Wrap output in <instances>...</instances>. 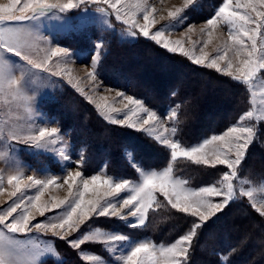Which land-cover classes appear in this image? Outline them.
I'll return each instance as SVG.
<instances>
[{"label": "snow or ice", "instance_id": "6c2138e0", "mask_svg": "<svg viewBox=\"0 0 264 264\" xmlns=\"http://www.w3.org/2000/svg\"><path fill=\"white\" fill-rule=\"evenodd\" d=\"M198 2L184 0L183 7L168 12L171 22L155 32L152 29L157 23L154 15L157 9L149 4V0H8L7 4L0 5V97L9 106L14 104L26 113L31 112L33 100V96L29 95V91H34L29 87L33 70L51 76L65 75L68 82L82 94L84 89L80 79L74 77L70 69L61 67L66 63L64 58L69 56L67 49L48 46L51 41L40 33L38 26L33 24L29 28L22 22H34L41 17L64 20L57 13L62 14L87 4L96 5L102 16L114 15L117 21L126 26L129 37L135 39L143 36L171 53L186 56L196 65L214 69L237 81L245 86L252 105L251 110L244 112L222 134H213L198 144L185 146L172 138L177 132L179 105L169 109L167 116L173 124L167 128L141 100L124 92H116V96L122 98L123 109L109 103L107 96L100 97L99 101L88 96L89 102L95 104L99 114L109 123L144 131L169 150V162L162 170H144L134 165L140 176L139 182L101 175L87 178L81 170L67 171L62 184L55 177H25L19 161L10 155L13 150L9 148V143L19 141L36 148H46L57 143L59 130L39 127L36 131H25L16 123L0 121V161L8 163L11 169V174L7 176V185L11 188L8 197H17L10 204L6 201V207H0V264H46L43 258L48 255L59 259L53 242L43 241L39 236L33 237V232L50 233L65 241L71 249L77 250L78 257L87 264L111 262L99 254L82 250L86 244L103 245L104 250L113 256L115 264H188L189 251L198 230L238 197H247L250 206L264 217V200L257 201L254 189L245 188L248 181L238 174L247 149L256 136V128L245 124V121H264V0H222V6L200 28L201 36L207 39L203 40L197 55L196 46L200 42L193 41L190 35L195 32L194 25H189L184 32L191 48L185 47V39L172 40L167 33L180 29L187 20L183 13L190 6H197ZM141 15L143 23L138 19ZM160 19L165 17L161 16ZM64 23L68 24V21L64 20ZM221 25L227 29V39L220 41L213 49L216 55L212 56L206 49L213 43L214 33ZM99 46L96 45L97 48ZM6 54L18 57L24 65L11 63L6 59ZM53 58H58L55 66ZM97 63L98 54L97 59L93 60L92 70L87 73L90 82L97 79ZM112 99L115 100V97ZM121 112L122 119L113 115ZM141 113L146 115L141 117ZM158 127L163 131H158ZM63 158L70 159L67 154H63ZM180 159L210 168L223 165L226 171L220 173L222 178L214 184L193 189L187 186V180L174 176L175 164ZM80 164L82 161L77 168ZM3 184L4 174L0 172V196L6 191ZM64 185L68 188L67 197L42 200L50 188ZM33 188L36 189L35 194L24 195L25 189ZM121 193L127 195L121 196ZM157 194L163 197V201ZM215 197L221 199L214 202ZM166 206L195 218L189 222L188 230L168 245H157L149 240L133 241L123 233L107 231L95 225L96 219L101 217L127 220L130 216L134 219L128 227H141L146 224L150 210ZM49 212L55 215L33 223L36 214L45 217ZM75 233L79 235H73ZM20 235L25 239H19ZM224 259L226 261V257Z\"/></svg>", "mask_w": 264, "mask_h": 264}, {"label": "rangeland", "instance_id": "374dc122", "mask_svg": "<svg viewBox=\"0 0 264 264\" xmlns=\"http://www.w3.org/2000/svg\"><path fill=\"white\" fill-rule=\"evenodd\" d=\"M66 2V0H64ZM8 3V0H0V5H5ZM149 4L154 6L157 11L154 14L157 20L155 27L152 29L155 32L158 29H161L163 26L168 25L171 21L168 18V12L174 10L177 7H183L184 0H149ZM222 6V0H199L198 5L195 7H189L183 13L184 16L187 17L185 23L181 26L180 29L167 33L169 39L176 40V39H185V47L191 48L192 45L187 42V38L184 37V32H186L187 27L189 25L195 26V32L190 34L191 39L193 41H199L200 43L196 46V54H199V48L202 46L203 40L207 39L206 36H201L200 28L205 24V22L211 18L215 11ZM106 7V6H105ZM111 12V10H109ZM58 16H62L64 20L68 21V24L64 23V20H58L56 18H49V17H41L34 22H22L24 26L31 28L33 24L38 26L40 33L49 41H51L50 47H63L67 49L69 56L64 58L66 63H63L61 67H67L71 70V73L74 77H77L81 81V87H83L84 92L83 94L77 90V88L73 87L72 84L68 82V77L65 75L61 76H51L49 73L40 72L38 70H33V75L30 78V89L34 91H29V95L33 96V100L31 103V112L26 113L24 112L23 108L16 107L14 104L9 106V103L4 101V98L0 97V121H5L8 123H16L18 124L23 130H33L36 131L39 127H55L59 130V137L57 138V143L47 146L46 148H36L30 143H23L19 141H11L9 143V148L13 151L10 155H14L15 159L19 161V164L24 172L25 177L34 175L37 178L46 179L50 177H55L58 180L59 184L63 183V178L66 176L67 171H76L81 170L83 175L87 178H90L92 175H101L107 176L109 178H124L129 179L134 182H139L140 176L139 173L136 171L134 165L141 166L144 170H162L167 166V164L162 168H147L141 164V162L133 155V153L128 150L125 151V159L128 162V168L131 169L132 172L129 171L130 176L124 175H117L114 173V169L112 167L113 163L108 160L103 163H100L98 166H92L93 160L89 155V150L87 149L85 142L80 141L78 137L79 135V126L83 125L84 123L90 124L91 117L90 114H93L94 117L100 118V122L104 126H117L121 128H126L132 131H136L138 133L144 134L148 139H150L155 144L159 145L160 147L166 149L169 153V150L159 143L156 139L152 136L148 135V133L144 131H139L135 128H130L127 126H122L119 124H111L103 116H101L95 106L94 103H90L87 99L88 96H92L94 100L99 101L100 97L107 96L108 102L114 104L115 107L123 109V103L121 102L122 98L116 96L117 91L124 92L125 95L133 96L141 100L144 106L154 111L158 117H160L161 121L163 122V127L170 128L173 124V121L168 119L167 112H160L150 106L143 98H140L134 95L129 90H125L122 87L114 86L109 84L108 79L106 78V63L109 52L111 49V43L114 40H119L125 43H137L138 41H148L155 45V42L144 38L143 36H138L137 38L133 39L127 35V29L124 24L120 21L115 19L114 15L102 16L101 13L97 11V6L93 4L81 5L79 8L72 9L66 11L64 13H57ZM163 16L165 19H160ZM140 23H143L142 15L138 17ZM106 21V22H105ZM19 26V25H17ZM214 40L211 45L206 49L212 56H215L216 53L213 49L220 43L221 40L227 39V29L221 25L220 28L214 33ZM99 44L100 46L97 48L96 45ZM159 46V45H157ZM161 47V46H159ZM162 48V47H161ZM164 49V48H162ZM166 50V49H164ZM167 51V50H166ZM169 52V51H167ZM172 55H178L183 60L188 61L189 63L201 67L192 63L190 59L180 53H171ZM98 54V63L96 66V73L97 79L95 81H89L87 73L92 70V63L94 59H97ZM43 55V53H41ZM6 59H8L13 64L24 65L23 61H19L18 57L11 56L10 54H6ZM58 58H53V66H55L56 61ZM106 60V61H105ZM146 67V65L144 66ZM151 69L156 70V64H154V68L148 69L150 72ZM209 69V68H207ZM145 70V69H144ZM147 70V69H146ZM147 70V71H148ZM214 70V69H212ZM111 71V70H110ZM165 71L164 69L161 71ZM19 75V71L16 72ZM220 74V73H219ZM153 75L156 76V72H153ZM222 75V74H221ZM224 77H228L222 75ZM230 78V77H228ZM231 79V78H230ZM233 80V79H232ZM234 81V80H233ZM153 82V81H151ZM238 83L237 81H234ZM98 85V86H97ZM245 87V86H244ZM111 89L112 91H108ZM249 95V94H248ZM115 97V100L112 98ZM259 95L257 97V106H259ZM85 107V108H84ZM175 107V106H174ZM172 107V108H174ZM252 105H248V107L243 111L246 112L251 110ZM87 109H91L92 113L88 114V116L82 117L79 113L87 114ZM171 109V108H170ZM126 111V110H124ZM177 132L173 139L179 141L182 145H195L200 142L189 144L179 137V108L177 109ZM60 113L67 115L68 121H63V118L60 116ZM242 113V114H243ZM118 119L123 118V112L120 114L113 113ZM141 117H144L146 114L141 113ZM19 117V119H17ZM83 118V121L81 120ZM93 117V118H94ZM136 119V117H133ZM239 119V118H238ZM238 121V120H237ZM236 121V122H237ZM235 122V123H236ZM63 123V125H62ZM234 123V124H235ZM245 124L252 125L256 128V136L253 140V143L249 145L245 158L242 161L240 168H239V176L245 178L248 183L244 185L245 188L254 189V198L257 201L264 200V173H253V172H246L243 173V165L248 159V153L252 147L255 146L256 142H259L260 134L264 131V121H245ZM233 125V124H232ZM87 126V125H86ZM104 126V127H105ZM227 130V129H226ZM225 130V131H226ZM158 131H163L162 128L158 127ZM224 132V131H223ZM217 133V134H222ZM168 135V133H165ZM212 136V135H211ZM210 136V137H211ZM77 137V139H75ZM208 137V138H210ZM108 140V139H107ZM2 143V142H0ZM254 145V146H253ZM63 154H67L70 159L65 160L63 158ZM170 155V153L168 154ZM82 161L80 167L77 168V164ZM99 161V160H97ZM169 162V160H168ZM94 167V170H91V166ZM187 165H195L196 167H200L202 169L210 168L203 165H196L189 161L180 159L177 161L174 167V176L177 178H182L188 181V187L193 189H198L202 186L212 185L217 180L221 179L220 173L226 171L225 166L218 165L216 168L211 169H220V173L218 178H216L213 182L203 185H196L195 183L192 184L189 178L186 176L180 175L178 171V167H183ZM221 167V168H220ZM0 172L4 174V184L3 187L6 190L2 196H0V207H6L7 203H11L12 200L17 199V197H13L9 199L8 192L11 191L10 186L7 185V176L11 174V169L5 161H0ZM237 183V182H234ZM237 187L239 184L237 183ZM36 189H25L24 195H33L35 194ZM91 196V194H89ZM127 195L126 193H121V196ZM18 197L21 196L20 193L17 194ZM68 196V188L67 185L63 187H54L50 188L48 191L45 192L42 200H50L52 197L56 199H64ZM158 198L163 201V197L157 194ZM214 202H218L221 198L215 197L213 198ZM240 201L241 204L245 205L246 207H250V202L247 197H238L235 201ZM233 201V202H235ZM232 202V203H233ZM166 205V201L164 202ZM231 204V203H230ZM230 204L228 206H230ZM227 206V207H228ZM227 207H225L222 211H224ZM19 211V210H18ZM34 214H35V210ZM56 211H62L56 210ZM175 210L171 209L170 206H166L163 208H159L155 211H149L148 218L146 224L141 227H128V224L133 221L134 218L128 217L127 220H119L118 218H107L101 217L96 219L95 225L104 228L107 231H118L129 236L133 241L138 240H149L157 245L165 244L168 245L172 241H174L177 237L184 234L189 227V222L192 221L193 217L186 216L183 213L184 218L180 216L174 215ZM218 212L215 216H217ZM255 211V210H254ZM256 212V211H255ZM165 214V215H164ZM55 215L54 212L46 213L45 217H41L36 214V219L33 223H37L40 221L45 220L47 217H51ZM263 222L264 226V217H261L257 212ZM215 216L211 217L205 224L211 221ZM171 217L172 220H176L183 223L182 228L179 232L180 235L178 236H165V238H157L159 233L164 230V226L166 223V219ZM91 223V222H90ZM204 224V226H205ZM204 226L198 230L197 236L192 241V246L189 251V257L191 254L194 245L198 240V236ZM264 230V228H263ZM153 231V236L150 235V232ZM33 237L39 236L43 241H52L56 251L59 253V259L48 255L44 257L46 264H67L70 261H79L80 264H87V262L82 261L80 257L77 255V250L71 249L65 241L59 240L53 237L50 233L45 235L42 233H31ZM73 235H79V233H75ZM19 239H25L24 236H18ZM70 239L72 237H69ZM158 239V240H157ZM264 248V244H263ZM82 250L89 251L90 254H99L105 260L111 262V264H115L113 256L104 250V246L100 244H86L82 246ZM261 255L262 263L264 264V250ZM214 256H218L214 255ZM226 257V256H224ZM222 258L223 263H227ZM189 263V258H188Z\"/></svg>", "mask_w": 264, "mask_h": 264}, {"label": "trees", "instance_id": "16d2710c", "mask_svg": "<svg viewBox=\"0 0 264 264\" xmlns=\"http://www.w3.org/2000/svg\"><path fill=\"white\" fill-rule=\"evenodd\" d=\"M106 60L109 84L129 90L162 113L180 106L179 137L189 144L225 131L250 105L249 93L240 83L215 70L197 67L148 41L125 43L114 40ZM154 64L156 70L151 69L150 72L148 69L154 68ZM163 69L165 71L161 72ZM154 71L156 76L153 75ZM90 113L92 110L87 109V114H79L84 117ZM60 116L63 121H68L67 115L60 113ZM89 116L92 123L80 125L78 137L89 150L92 166L111 159L114 173L130 176L129 171L132 170H129L125 159V151L128 150L147 168H162L168 163V151L144 134L117 126L104 127L100 118L93 114ZM92 166L90 169L94 170ZM203 168L184 165L178 167V171L196 185L208 184L218 178L219 168ZM246 172L264 173V131L260 134L259 142L248 153L243 165V173ZM174 215L184 218L183 214ZM182 227V222L168 217L164 230L157 238L174 234L176 237L180 235L178 228ZM263 228V222L254 210L239 200L235 201L205 224L188 264H225L222 261L224 256L227 257L226 264H263ZM150 235L153 236V231ZM217 254L219 257L214 256ZM67 264L80 263L70 261Z\"/></svg>", "mask_w": 264, "mask_h": 264}]
</instances>
